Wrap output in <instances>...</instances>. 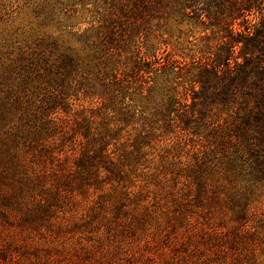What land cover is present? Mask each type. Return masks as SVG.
Listing matches in <instances>:
<instances>
[{"label":"rangeland","instance_id":"374dc122","mask_svg":"<svg viewBox=\"0 0 264 264\" xmlns=\"http://www.w3.org/2000/svg\"><path fill=\"white\" fill-rule=\"evenodd\" d=\"M164 7L0 0V130L20 131L51 175L23 209L52 211L29 238L4 234L40 264H264V184L229 177L233 143L184 130L211 31L157 18ZM235 229L254 234L239 253L209 247Z\"/></svg>","mask_w":264,"mask_h":264},{"label":"trees","instance_id":"16d2710c","mask_svg":"<svg viewBox=\"0 0 264 264\" xmlns=\"http://www.w3.org/2000/svg\"><path fill=\"white\" fill-rule=\"evenodd\" d=\"M98 1L103 4L110 1L114 6L120 0ZM160 3L165 7L157 18H190L212 35L206 38L210 57L196 75L200 90L193 91L191 108L195 114L187 118L184 130L194 135L202 127L213 133L217 145L225 147L233 143L235 151L232 155L228 153L225 162L229 177L243 176L264 184V0H160ZM165 67H174L173 61L161 65ZM13 130L12 127L0 130V264H40L37 257L26 255L30 249L25 244L20 251L13 245V238L5 240L4 232L11 228L29 238L45 222L43 218L52 213L47 197L43 201L48 204L38 200L34 208L23 209L27 198L35 199L33 192L37 188L40 193L46 191L42 182L51 175L45 165L38 163L36 153L19 142L20 131ZM11 136L13 141L9 142ZM113 167L105 170L113 173ZM192 167L207 169L206 156L196 160ZM208 229L206 234L214 233L217 227ZM158 230L153 231L152 237H158ZM231 233L230 238L219 244L209 243V247L219 254L239 253L245 246L241 237H250L252 241L254 235L245 229L248 237L240 235L237 229ZM164 240L169 238L159 241ZM201 258L196 256L192 261L190 255L183 261L203 264Z\"/></svg>","mask_w":264,"mask_h":264}]
</instances>
